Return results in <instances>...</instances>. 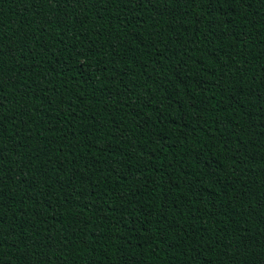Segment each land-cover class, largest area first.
<instances>
[{
  "label": "trees",
  "instance_id": "16d2710c",
  "mask_svg": "<svg viewBox=\"0 0 264 264\" xmlns=\"http://www.w3.org/2000/svg\"><path fill=\"white\" fill-rule=\"evenodd\" d=\"M0 264H264V0H0Z\"/></svg>",
  "mask_w": 264,
  "mask_h": 264
}]
</instances>
